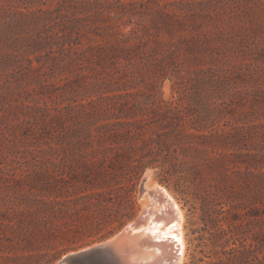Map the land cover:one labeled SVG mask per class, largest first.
Listing matches in <instances>:
<instances>
[{
	"label": "trees",
	"instance_id": "1",
	"mask_svg": "<svg viewBox=\"0 0 264 264\" xmlns=\"http://www.w3.org/2000/svg\"><path fill=\"white\" fill-rule=\"evenodd\" d=\"M140 1L166 31L190 27L186 47L200 54L191 58L201 61L193 76L176 81L172 100L154 98L145 81L134 85L142 81L134 70L157 47L118 39L121 24L141 28L126 2L0 0V157L63 151L83 166L25 182L40 195L0 196V264L50 263L56 255L42 250L62 231L56 219L66 206L82 199L104 207L117 176L131 181L156 165L198 202L203 223L213 222L220 255L210 264H237L248 246H264V0ZM85 11L89 17L79 14ZM87 34L115 36L116 44L81 46ZM97 65L121 72L99 78ZM65 72L79 83L61 87L71 94L57 100L63 94L50 81ZM251 167L259 173L249 176ZM66 173L108 190L78 194L71 204L45 199L47 190L69 192L59 184ZM245 225L255 229L247 246Z\"/></svg>",
	"mask_w": 264,
	"mask_h": 264
},
{
	"label": "rangeland",
	"instance_id": "2",
	"mask_svg": "<svg viewBox=\"0 0 264 264\" xmlns=\"http://www.w3.org/2000/svg\"><path fill=\"white\" fill-rule=\"evenodd\" d=\"M111 1L114 7H118L121 2H126L127 8H130L136 13V17L141 23V28L137 33L131 31L133 24H121L119 27V35L117 36L118 39L127 38L132 43L139 39H148L157 47L156 50L152 51V54L146 56L145 62L139 68L136 67L135 70L133 69L137 72L139 78L142 79L140 83L138 82L134 85L141 84L145 81L146 88L152 90V94L155 96L154 98L160 101L176 98V81H178L179 86L181 79L193 76V68L201 63V61L191 59L195 55L200 54H196L195 50H190L186 47V44L192 41L190 39L193 34L190 27H184V29H178L176 31H166L162 23L157 19V14H154L153 10L147 6L142 7L140 0ZM134 4L136 5L135 8H133ZM61 14L65 16L63 18L66 20H69L73 16V13L66 11H62ZM79 14L85 15V17L90 16L88 11ZM58 19L61 18L58 17ZM134 19L135 17L132 20ZM87 35L91 36L89 38L81 37V46L88 44H116L115 39L117 37L115 36L102 37L96 36L95 34ZM95 69L99 72V78H107V76H113L115 73L121 72V68L115 65H112L111 68H104L101 65H97ZM115 80L117 78L112 80V83ZM50 82L54 83L55 87H59L55 91L62 92L63 89L61 87L64 85L67 87L75 86L79 83V80H76L73 73L65 72L62 75L56 74ZM102 88L105 89V87ZM62 94V96H58L57 100L67 98L71 92H62ZM75 97L78 101L84 98L83 90H79ZM46 100L50 102L49 98ZM69 102L70 100H64L62 104ZM221 123L219 122L216 126H222ZM57 147L60 149L59 146ZM35 154L34 156L26 155V157H0V196L4 195L7 192L6 190H9L10 194L16 195L17 197L21 193L32 194V197L40 195L41 193H38L36 189L29 190V186L25 182H32L37 177H59L58 168L62 166L66 171H70V174H74V169L77 172H81L83 167L80 158L67 152L59 151L48 156H39V153ZM243 170L244 168L242 167ZM250 171L254 175L259 173V169L251 167L248 173L249 176L251 175ZM70 174H64L63 181L59 184L65 186L64 188L71 194L64 191L47 190L44 192L43 197L45 199L64 201L63 204H67L70 203L67 199H71L78 194L81 195L86 192L103 189L108 190L107 187H85V182L72 180L69 177ZM145 175H148L150 181H155L165 186L183 211L185 239L183 264H210L217 260L220 254H215V251L220 250V246H215L212 242V232L214 231V227H212L213 222L207 221L205 225L201 219L198 202H195L190 195L182 190L184 188L181 184L177 183L178 180L175 176L162 172L161 168L156 165L154 167H145L140 175L131 181L117 176V190H114L115 193L102 197L110 198V201L105 203L106 205L104 207L97 209L82 199L77 200L76 204L66 206L64 209L65 212L57 216L56 219L59 224H62V231L56 237H50L45 240V244L47 245L42 251L47 250L48 254L56 255L48 264L54 263L65 253L109 239L126 223L137 217L141 211L142 203L145 200V198L139 196L140 184L145 180ZM218 223L225 225L221 221ZM251 226H244L243 235L247 237L246 246L248 243H254L252 236L255 229L251 228ZM235 242L239 244L240 241ZM229 245L232 246L233 244L230 243ZM245 250L244 257L237 264H264V246L256 244L255 246H248Z\"/></svg>",
	"mask_w": 264,
	"mask_h": 264
},
{
	"label": "bare ground",
	"instance_id": "3",
	"mask_svg": "<svg viewBox=\"0 0 264 264\" xmlns=\"http://www.w3.org/2000/svg\"><path fill=\"white\" fill-rule=\"evenodd\" d=\"M142 185L139 196L145 198L141 209L146 215L141 228L136 224L134 230L122 229L98 243L115 240L110 247L114 264H183L182 209L170 191L158 182L150 181L148 175Z\"/></svg>",
	"mask_w": 264,
	"mask_h": 264
},
{
	"label": "water",
	"instance_id": "4",
	"mask_svg": "<svg viewBox=\"0 0 264 264\" xmlns=\"http://www.w3.org/2000/svg\"><path fill=\"white\" fill-rule=\"evenodd\" d=\"M142 184L143 181L140 184V193L142 192L143 188ZM145 215L146 212L141 209L137 217H135L132 221L126 223L117 233H120L122 229L127 232H129L130 230H134V226L136 224L141 228V222L144 220ZM138 226L136 227V229L139 228ZM112 242H115V240L111 242L108 241L97 243L78 250L70 251L62 255L57 261L52 264H114L112 253L110 251Z\"/></svg>",
	"mask_w": 264,
	"mask_h": 264
}]
</instances>
